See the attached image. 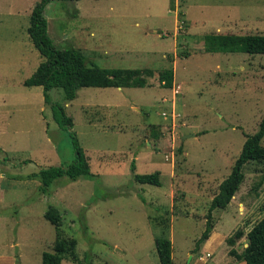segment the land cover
I'll return each mask as SVG.
<instances>
[{
	"label": "rangeland",
	"instance_id": "374dc122",
	"mask_svg": "<svg viewBox=\"0 0 264 264\" xmlns=\"http://www.w3.org/2000/svg\"><path fill=\"white\" fill-rule=\"evenodd\" d=\"M38 1L0 0V264H42L54 252L50 205L64 236L77 240L79 260L62 264H161V236L172 240L174 264L244 262L229 251H242L264 216V164L246 166L230 204L212 212L210 238L195 246L220 184L259 129L264 54L208 52L204 36L264 34V0L49 2L48 35L58 48L74 46L103 68L156 72L144 87H83L70 102L52 90L95 177L64 176L50 194L31 175L68 166L76 152L43 87L24 84L44 60L28 32ZM168 68L173 88L158 79ZM133 161L137 173L160 171L162 185L137 182Z\"/></svg>",
	"mask_w": 264,
	"mask_h": 264
},
{
	"label": "trees",
	"instance_id": "16d2710c",
	"mask_svg": "<svg viewBox=\"0 0 264 264\" xmlns=\"http://www.w3.org/2000/svg\"><path fill=\"white\" fill-rule=\"evenodd\" d=\"M51 1H75V0H40L31 13L29 35L34 46L39 50L44 60L39 64L35 72L25 80V86H42L44 89L45 104L51 108L52 115L58 126L67 130L71 136L72 144L76 152V158L68 166H49L41 168L31 175L41 181L43 193L50 194V186L59 178L67 176L70 180L79 178H94L89 159L80 140L74 130V119L70 116L66 107L53 99L52 90L60 89L63 92L64 101L70 102L77 97L78 90L83 87H144L148 79L155 77V70L103 68L89 62L84 53L74 47L58 48L48 35L49 22L46 8ZM205 48L208 52H245L250 54H264L263 33H209L204 36ZM159 82L164 88H173L175 73L171 68L162 69L158 75ZM264 114L259 129L247 139L243 149L237 158L231 173L220 184V191L214 196L209 207L206 229L197 239L195 251L201 244L208 240L214 228L213 211L226 208L239 190L245 178V168L251 163L264 164ZM134 179L142 184L161 186V172L137 173L136 163L132 162ZM46 218L55 225L57 238L54 243V252L43 253L42 264H62L66 257L78 261L76 252L77 240L64 236L62 232V215L53 205H50L45 213ZM241 233L236 234L240 238ZM248 244L242 251L231 249L229 254L237 261H245L247 264H264V216L247 234ZM232 240V239H231ZM156 247L161 264H174L173 243L167 236L156 238Z\"/></svg>",
	"mask_w": 264,
	"mask_h": 264
},
{
	"label": "crops",
	"instance_id": "0c3cea01",
	"mask_svg": "<svg viewBox=\"0 0 264 264\" xmlns=\"http://www.w3.org/2000/svg\"><path fill=\"white\" fill-rule=\"evenodd\" d=\"M9 254V253H8ZM4 256V254L0 255V257ZM11 258V257H10ZM63 263V262H62ZM238 264H247L245 261L244 262H240Z\"/></svg>",
	"mask_w": 264,
	"mask_h": 264
},
{
	"label": "water",
	"instance_id": "95a60500",
	"mask_svg": "<svg viewBox=\"0 0 264 264\" xmlns=\"http://www.w3.org/2000/svg\"><path fill=\"white\" fill-rule=\"evenodd\" d=\"M189 262H190V260L188 261V263H187V264H189Z\"/></svg>",
	"mask_w": 264,
	"mask_h": 264
}]
</instances>
